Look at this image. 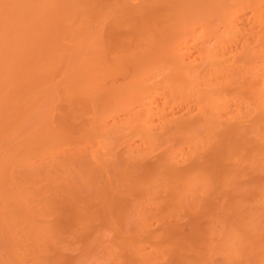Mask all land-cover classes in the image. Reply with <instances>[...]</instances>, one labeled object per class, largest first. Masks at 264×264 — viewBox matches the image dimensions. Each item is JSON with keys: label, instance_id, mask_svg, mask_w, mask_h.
I'll use <instances>...</instances> for the list:
<instances>
[{"label": "bare ground", "instance_id": "bare-ground-1", "mask_svg": "<svg viewBox=\"0 0 264 264\" xmlns=\"http://www.w3.org/2000/svg\"><path fill=\"white\" fill-rule=\"evenodd\" d=\"M0 264H264V0H0Z\"/></svg>", "mask_w": 264, "mask_h": 264}]
</instances>
